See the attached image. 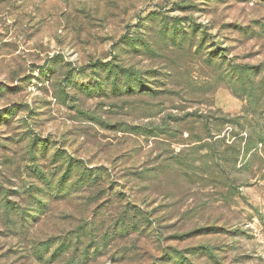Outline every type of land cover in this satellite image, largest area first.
Segmentation results:
<instances>
[{"label": "rangeland", "instance_id": "374dc122", "mask_svg": "<svg viewBox=\"0 0 264 264\" xmlns=\"http://www.w3.org/2000/svg\"><path fill=\"white\" fill-rule=\"evenodd\" d=\"M0 264H264V0H0Z\"/></svg>", "mask_w": 264, "mask_h": 264}]
</instances>
